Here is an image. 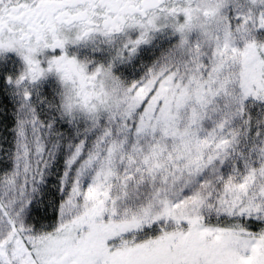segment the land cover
Returning <instances> with one entry per match:
<instances>
[{"label":"snow or ice","instance_id":"snow-or-ice-1","mask_svg":"<svg viewBox=\"0 0 264 264\" xmlns=\"http://www.w3.org/2000/svg\"><path fill=\"white\" fill-rule=\"evenodd\" d=\"M0 264H264V0H0Z\"/></svg>","mask_w":264,"mask_h":264}]
</instances>
